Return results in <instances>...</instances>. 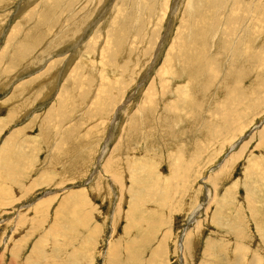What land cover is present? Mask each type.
<instances>
[{
	"label": "rangeland",
	"instance_id": "obj_1",
	"mask_svg": "<svg viewBox=\"0 0 264 264\" xmlns=\"http://www.w3.org/2000/svg\"><path fill=\"white\" fill-rule=\"evenodd\" d=\"M29 260L264 264V0H0V264Z\"/></svg>",
	"mask_w": 264,
	"mask_h": 264
},
{
	"label": "bare ground",
	"instance_id": "obj_2",
	"mask_svg": "<svg viewBox=\"0 0 264 264\" xmlns=\"http://www.w3.org/2000/svg\"><path fill=\"white\" fill-rule=\"evenodd\" d=\"M190 8H192V6L190 7ZM113 9V8H112ZM208 28V27H207ZM96 30V29H95ZM74 33V32H73ZM75 36V35H74ZM198 40V39H197ZM203 45V44H202ZM184 50V49H183ZM187 50V49H186ZM183 52V51H182ZM185 54V53H184ZM189 54V53H188ZM187 57V56H186ZM192 57V56H191ZM194 57H196V55L194 56ZM216 58V57H215ZM197 60H198V58H196ZM207 61V60H206ZM220 61V60H219ZM192 62H194V61H190V64L192 65ZM187 63V62H186ZM217 63V62H216ZM100 66V65H99ZM182 66V65H181ZM198 66V65H197ZM201 66V65H200ZM62 68V67H61ZM196 68V67H195ZM197 70V69H196ZM206 71V70H205ZM223 71H221V73H222ZM24 85V84H23ZM26 86V85H25ZM250 103V102H249ZM121 106V105H120ZM112 135V134H111ZM236 145V144H235ZM107 146V145H106ZM106 149H107V147H106ZM107 151V150H106ZM105 152V151H104ZM107 153V152H106ZM105 153V154H106ZM102 155V154H101ZM104 157V156H103ZM190 160V159H189ZM100 161H98V164L97 165H99V166H102V162L101 163H99ZM99 171V170H98ZM97 176V175H96ZM116 217V216H115ZM126 219V218H125ZM50 227V226H49ZM91 228V227H90ZM39 243H37V246H39L38 245ZM40 247V246H39ZM112 247V246H111ZM110 249V248H109ZM37 250H39V248H37ZM33 254L34 253H32V257H33ZM35 257H36V254L34 255ZM112 257V256H111ZM31 258V257H30ZM34 258V257H33ZM37 258V257H36ZM107 258V257H106ZM109 259H111V258H109ZM37 260V259H36ZM30 262H32L31 260H29ZM35 260H33V262H34ZM106 261H107V259H106ZM32 262V263H33ZM36 262V261H35ZM34 262V263H35ZM110 262H113L112 260H110ZM37 264H38V262H36ZM35 263V264H36ZM43 262H41V264H42ZM111 264H113V263H111Z\"/></svg>",
	"mask_w": 264,
	"mask_h": 264
}]
</instances>
